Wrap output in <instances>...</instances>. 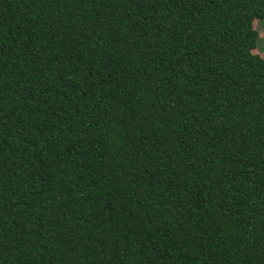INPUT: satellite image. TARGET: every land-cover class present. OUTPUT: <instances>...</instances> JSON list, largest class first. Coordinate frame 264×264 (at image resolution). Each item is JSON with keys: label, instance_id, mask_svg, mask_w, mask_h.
Here are the masks:
<instances>
[{"label": "trees", "instance_id": "obj_1", "mask_svg": "<svg viewBox=\"0 0 264 264\" xmlns=\"http://www.w3.org/2000/svg\"><path fill=\"white\" fill-rule=\"evenodd\" d=\"M264 0H0V264H264Z\"/></svg>", "mask_w": 264, "mask_h": 264}, {"label": "rangeland", "instance_id": "obj_2", "mask_svg": "<svg viewBox=\"0 0 264 264\" xmlns=\"http://www.w3.org/2000/svg\"><path fill=\"white\" fill-rule=\"evenodd\" d=\"M253 27L258 31L259 45L252 51V53L264 59V20H255L253 22Z\"/></svg>", "mask_w": 264, "mask_h": 264}]
</instances>
